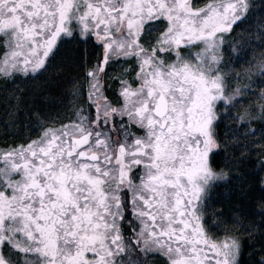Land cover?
<instances>
[{"label": "snow or ice", "instance_id": "snow-or-ice-1", "mask_svg": "<svg viewBox=\"0 0 264 264\" xmlns=\"http://www.w3.org/2000/svg\"><path fill=\"white\" fill-rule=\"evenodd\" d=\"M0 264H264V0H0Z\"/></svg>", "mask_w": 264, "mask_h": 264}]
</instances>
